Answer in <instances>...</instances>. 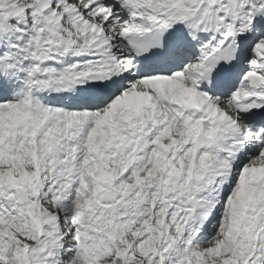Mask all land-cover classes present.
I'll list each match as a JSON object with an SVG mask.
<instances>
[{
    "label": "snow or ice",
    "instance_id": "snow-or-ice-1",
    "mask_svg": "<svg viewBox=\"0 0 264 264\" xmlns=\"http://www.w3.org/2000/svg\"><path fill=\"white\" fill-rule=\"evenodd\" d=\"M0 264H264V0H0Z\"/></svg>",
    "mask_w": 264,
    "mask_h": 264
}]
</instances>
